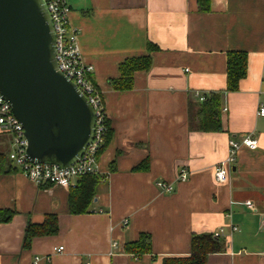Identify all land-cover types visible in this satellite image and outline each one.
I'll use <instances>...</instances> for the list:
<instances>
[{"label":"crops","instance_id":"1","mask_svg":"<svg viewBox=\"0 0 264 264\" xmlns=\"http://www.w3.org/2000/svg\"><path fill=\"white\" fill-rule=\"evenodd\" d=\"M67 4L111 128L98 161L102 181L88 211L71 214L69 189L11 171L12 138L0 130V210L14 213L0 222V264H34L36 257V264H162L166 256L187 254L193 234L220 229L224 246L206 264H264V0H210L208 12L197 0ZM149 42L156 46L151 68L135 73L132 89L113 90L109 80L118 77L119 64L146 54ZM232 50L247 53L248 70L230 92L226 52ZM194 91L222 94L220 131L199 130ZM245 136L257 148L241 146L229 180L217 182L214 169L228 140ZM182 168L186 181L177 180ZM158 181L172 190H161ZM51 213L58 232L24 248L26 226ZM140 233L150 235L151 252H125Z\"/></svg>","mask_w":264,"mask_h":264},{"label":"water","instance_id":"2","mask_svg":"<svg viewBox=\"0 0 264 264\" xmlns=\"http://www.w3.org/2000/svg\"><path fill=\"white\" fill-rule=\"evenodd\" d=\"M55 54L44 0H0V95L23 127L27 158L64 168L91 141L94 112Z\"/></svg>","mask_w":264,"mask_h":264},{"label":"built area","instance_id":"3","mask_svg":"<svg viewBox=\"0 0 264 264\" xmlns=\"http://www.w3.org/2000/svg\"><path fill=\"white\" fill-rule=\"evenodd\" d=\"M44 2L50 14L55 32V58L57 66L66 77L74 82L93 108L94 132L92 139L82 155L74 163L64 168H59L53 164L30 161L26 156L27 141L23 133V127L14 116L10 104L1 95L0 130L9 133L12 138L8 159L29 181L35 184L50 183L54 186L70 189L76 187L77 179L84 175H99V151L105 139L106 115L100 92L88 78L91 66L85 64L81 57L78 45L79 31L69 23L67 0H44ZM193 96L199 102L205 101L207 97L199 91H194ZM259 113L264 114V109L260 108ZM257 145V140L250 136H245L241 140L230 138L228 140L227 155L215 166V180L219 183H226L229 180L231 166L241 146L254 150L257 148ZM187 179L188 170L187 168H182L178 172L177 180L186 181ZM156 185L165 192L172 190V186L169 183L158 181ZM246 204L251 206L249 201ZM221 233L222 230L220 229L213 234L219 236ZM113 245H116V243H113ZM57 250H62V247L60 246ZM37 261L38 257L35 258L34 264Z\"/></svg>","mask_w":264,"mask_h":264},{"label":"trees","instance_id":"4","mask_svg":"<svg viewBox=\"0 0 264 264\" xmlns=\"http://www.w3.org/2000/svg\"><path fill=\"white\" fill-rule=\"evenodd\" d=\"M198 9L201 12L210 10V0H197ZM155 44H147V53L137 57H130L119 64V75L109 80V84L115 91H127L133 88L134 75L138 71H148L152 65L151 51L155 50ZM248 70V56L244 51L226 52V86L225 91H237L239 81L243 79ZM222 107V94L211 93L205 101L197 107V125L200 131L218 132L221 129L220 113ZM106 133L104 144L99 154L103 152L111 137V128L106 118ZM5 157L0 154V172L4 171ZM11 171H16V166H10ZM147 165L144 167L146 168ZM9 169V170H10ZM8 170V171H9ZM102 179L98 174H87L77 179L76 187L69 189L68 210L71 214H80L88 211L95 197ZM49 184L50 183H45ZM13 211L0 210V222L11 219ZM59 230L57 215L46 214L39 223H29L24 232L23 247L29 248L35 237L55 235ZM224 242L212 233L193 234L190 239V249L185 255L166 256L162 264H206L208 255L221 251ZM124 251L141 256L151 252V237L148 233H140L135 241L125 243Z\"/></svg>","mask_w":264,"mask_h":264}]
</instances>
